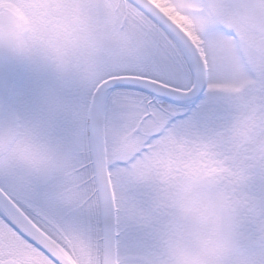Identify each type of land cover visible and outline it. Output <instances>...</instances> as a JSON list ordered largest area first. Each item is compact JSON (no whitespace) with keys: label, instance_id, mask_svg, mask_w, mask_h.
I'll use <instances>...</instances> for the list:
<instances>
[{"label":"snow or ice","instance_id":"6c2138e0","mask_svg":"<svg viewBox=\"0 0 264 264\" xmlns=\"http://www.w3.org/2000/svg\"><path fill=\"white\" fill-rule=\"evenodd\" d=\"M34 7L0 29V264H264V0Z\"/></svg>","mask_w":264,"mask_h":264},{"label":"flooded vegetation","instance_id":"af4514ba","mask_svg":"<svg viewBox=\"0 0 264 264\" xmlns=\"http://www.w3.org/2000/svg\"><path fill=\"white\" fill-rule=\"evenodd\" d=\"M37 0H20V2H7L5 3L6 9L8 10L13 16L16 21H18L17 26H21L26 22H31L35 15L36 9L34 5L36 4Z\"/></svg>","mask_w":264,"mask_h":264},{"label":"rangeland","instance_id":"374dc122","mask_svg":"<svg viewBox=\"0 0 264 264\" xmlns=\"http://www.w3.org/2000/svg\"><path fill=\"white\" fill-rule=\"evenodd\" d=\"M20 2V0H0V29L13 28L17 25L18 21L14 19V16L6 9L7 2ZM171 14L175 15L172 10H169ZM182 19V18H179Z\"/></svg>","mask_w":264,"mask_h":264},{"label":"water","instance_id":"95a60500","mask_svg":"<svg viewBox=\"0 0 264 264\" xmlns=\"http://www.w3.org/2000/svg\"><path fill=\"white\" fill-rule=\"evenodd\" d=\"M9 71H10V68L6 64V62L0 61V83L4 81Z\"/></svg>","mask_w":264,"mask_h":264},{"label":"clouds","instance_id":"9594fccd","mask_svg":"<svg viewBox=\"0 0 264 264\" xmlns=\"http://www.w3.org/2000/svg\"><path fill=\"white\" fill-rule=\"evenodd\" d=\"M155 2H156L157 4H159V5L163 6V5H164V3H165V0H155ZM0 61H3V62H5V61H4V59H2V58H0Z\"/></svg>","mask_w":264,"mask_h":264}]
</instances>
